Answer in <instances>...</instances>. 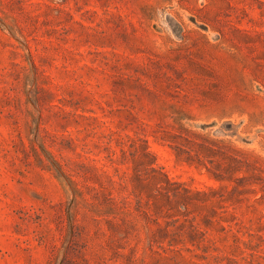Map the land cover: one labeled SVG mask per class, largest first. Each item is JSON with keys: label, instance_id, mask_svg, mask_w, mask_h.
<instances>
[{"label": "rangeland", "instance_id": "1", "mask_svg": "<svg viewBox=\"0 0 264 264\" xmlns=\"http://www.w3.org/2000/svg\"><path fill=\"white\" fill-rule=\"evenodd\" d=\"M0 264H264V0H0Z\"/></svg>", "mask_w": 264, "mask_h": 264}, {"label": "trees", "instance_id": "2", "mask_svg": "<svg viewBox=\"0 0 264 264\" xmlns=\"http://www.w3.org/2000/svg\"><path fill=\"white\" fill-rule=\"evenodd\" d=\"M173 197H172V200L173 199H176V197H177V194L176 193H173V195H172ZM165 197H166V199L168 200V201H172L171 199H170V196L169 195H165ZM142 198L141 197H139L138 198V210L141 208V206H142ZM145 205L146 206H148L149 205V203L148 202H145Z\"/></svg>", "mask_w": 264, "mask_h": 264}]
</instances>
